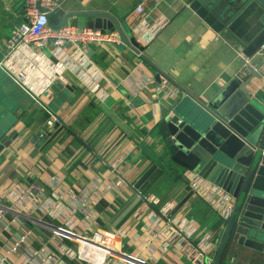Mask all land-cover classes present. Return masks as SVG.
<instances>
[{
  "label": "crops",
  "instance_id": "obj_1",
  "mask_svg": "<svg viewBox=\"0 0 264 264\" xmlns=\"http://www.w3.org/2000/svg\"><path fill=\"white\" fill-rule=\"evenodd\" d=\"M225 2L57 0L49 17L53 25L71 11L106 12L136 37L148 62L120 41L80 49L66 46L59 56L48 48L11 56L10 64L15 71H25L29 85L41 88L50 79L55 84L40 96L47 107L29 97L25 108L0 110V123L6 126L0 134V205L16 214L0 212V264H86L72 260L75 243L38 222L80 236L103 231L112 250L148 264H205L186 247L206 237L220 238L217 211L222 205L195 192L177 208L192 188L184 178L186 171L167 165L160 154L154 126L174 98L184 96L180 88L196 98H212L230 80L244 77L234 49L244 54L261 20L244 9L234 17L230 9L238 3ZM139 4L141 14L135 11ZM23 21V0H0V59L7 51V37ZM84 22L68 19L72 25ZM160 74L169 79L175 96L157 91ZM54 116L59 123L41 135ZM153 165L160 172L142 195L161 174L166 177L122 220L121 211L136 194L135 184ZM214 192L223 194L216 186ZM170 219L175 227L185 221V229L192 228L191 243L176 236ZM243 254L230 243L222 263L246 264ZM108 264L128 263L111 258Z\"/></svg>",
  "mask_w": 264,
  "mask_h": 264
},
{
  "label": "water",
  "instance_id": "obj_2",
  "mask_svg": "<svg viewBox=\"0 0 264 264\" xmlns=\"http://www.w3.org/2000/svg\"><path fill=\"white\" fill-rule=\"evenodd\" d=\"M233 2L238 5L233 6ZM227 3L233 6L230 14L234 17L244 9L243 13L251 11L261 20L257 37L251 45L245 44L244 55L251 58L264 46V0H226ZM70 18H83L87 28L116 32L124 46L148 62L136 37L125 32L106 12L71 11L63 14L58 25H53L49 19L48 26L59 30ZM0 74V101L1 97L4 101L0 105L1 113L16 107L25 108L29 97L47 107L31 90L21 87L3 72ZM263 77L264 48L250 59L244 77L230 80L212 98H196L180 88L184 96L174 99L154 126L159 136L160 154L167 165L174 164L186 171L184 178L188 184L190 175H196L228 195L227 204L217 211L222 221V234L211 264H223L230 243L245 251L246 264H264ZM0 124L2 134L6 126L2 127L3 122ZM159 172L153 165L141 176L134 186L135 196L121 211L122 220L132 215L163 181L165 174H161L152 188L142 195L144 186ZM193 193L194 189L177 208Z\"/></svg>",
  "mask_w": 264,
  "mask_h": 264
},
{
  "label": "built area",
  "instance_id": "obj_3",
  "mask_svg": "<svg viewBox=\"0 0 264 264\" xmlns=\"http://www.w3.org/2000/svg\"><path fill=\"white\" fill-rule=\"evenodd\" d=\"M58 7L57 0H23V10H24V21L18 24L9 34L6 39V54L0 59V69H3L6 74L18 85L23 88L31 87L29 89L33 92L36 97H40L42 93H49L50 87L55 82L53 79H50L46 86L44 84L41 88H36L33 85H29V81L26 78L24 70H17L13 68V65L10 64L11 56L16 53H23V50H32L34 48H48L54 56H59L62 54V49L66 46H73L77 49L83 48L89 45H102L105 43H118L119 37L118 34L114 31L109 30H99L94 28H87L85 26H78L72 24H66L59 30H52L48 26V21L50 15ZM135 11L139 14L143 12V4L136 6ZM146 27V26H144ZM150 29H153V32L158 31V26L148 24ZM217 38L222 39L220 36ZM225 43H228L226 40L222 39ZM264 48L262 46L259 49V52ZM237 57L242 60L241 73L245 74L247 71L248 65H250V58L246 57L241 51L234 49ZM255 69L253 66H251ZM264 83V77L262 78ZM171 89V83L169 79L164 75H159V84L157 86L158 92H164L168 98L175 96ZM175 99V98H174ZM173 100V99H172ZM171 100V101H172ZM55 123H59V119L50 117L46 121L45 131L41 135L50 133ZM189 185L198 196L209 197L210 202L218 201L221 205H226L228 202V195L226 198H222L215 194L214 184L199 178L196 175H190ZM228 208H226L227 210ZM0 212L2 214L9 213L15 214L13 209L7 208L0 205ZM162 215H166L165 212H161ZM16 215V214H15ZM21 220L26 222L30 221L32 223L36 222L26 216H21ZM170 222L174 223V220L170 219ZM39 227L45 228L58 234L62 237H66L71 242L75 243L76 248L72 257V260L77 262H83L86 264H108L111 258L118 259L122 262L128 264H148L141 261L131 255L122 254L121 252L112 250L105 243V234L103 231L95 230L89 235H75L69 230L53 226L45 222H38ZM188 226V225H187ZM174 231H176V236L184 239L187 244L190 242V236L192 234L191 229H185V221L179 222V225L176 227L173 225ZM220 237L222 234V229L219 232ZM220 242V238L210 241L209 238H203L199 244L187 246L186 252L190 254L191 251H194L193 257L197 255L203 258L205 264H211L213 261L214 252L217 249ZM24 264V263H23Z\"/></svg>",
  "mask_w": 264,
  "mask_h": 264
}]
</instances>
